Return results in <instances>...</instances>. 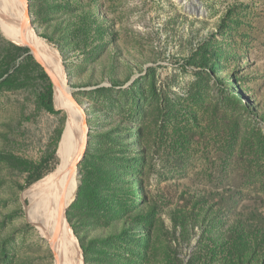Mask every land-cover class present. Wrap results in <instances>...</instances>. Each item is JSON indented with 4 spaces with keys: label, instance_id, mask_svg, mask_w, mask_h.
<instances>
[{
    "label": "rangeland",
    "instance_id": "374dc122",
    "mask_svg": "<svg viewBox=\"0 0 264 264\" xmlns=\"http://www.w3.org/2000/svg\"><path fill=\"white\" fill-rule=\"evenodd\" d=\"M26 1L85 123L82 264H264V0ZM18 5L0 0V264H55L31 202L69 115L2 29Z\"/></svg>",
    "mask_w": 264,
    "mask_h": 264
},
{
    "label": "bare ground",
    "instance_id": "6f19581e",
    "mask_svg": "<svg viewBox=\"0 0 264 264\" xmlns=\"http://www.w3.org/2000/svg\"><path fill=\"white\" fill-rule=\"evenodd\" d=\"M10 1L14 5H18L20 0ZM22 2L24 5V0ZM11 9L13 11L15 9L18 20L14 24L1 19L2 29L13 32L11 36L6 35V37L15 42H17L15 38H17L21 43L32 48L56 75L58 85L54 86L55 105L65 110L69 115L61 138L60 164L47 179L42 181L38 194L31 202L36 211L35 224L40 236L54 253L55 264H82L78 243L63 212L72 200L77 188V170L74 168V164L81 159L79 146L82 135L85 134L83 120L79 110L68 98L70 89L66 83L62 64L56 50L40 38L30 25L21 30L19 21L22 20L24 14L23 6L18 5V7H11ZM12 24L17 25L16 29Z\"/></svg>",
    "mask_w": 264,
    "mask_h": 264
},
{
    "label": "water",
    "instance_id": "95a60500",
    "mask_svg": "<svg viewBox=\"0 0 264 264\" xmlns=\"http://www.w3.org/2000/svg\"><path fill=\"white\" fill-rule=\"evenodd\" d=\"M29 10H28V3L26 0H24V14L22 16V21L20 23V28L21 30L24 29L27 25H30L29 22ZM30 48V47H29ZM31 52L33 53L35 60L42 66L43 70L45 73L49 76L51 82L53 83L54 86L58 85V79L56 75L45 65V63L42 61L40 56L32 49L30 48ZM68 98L71 100L72 103H75L74 98L69 94ZM241 102V101H240ZM241 104L245 105L244 103L241 102ZM246 106V105H245ZM85 126L84 120H83V127ZM85 147H86V136L85 134L82 135V140L81 144L79 146V152H81V159L83 158L84 152H85ZM80 159V160H81ZM80 162V161H79ZM79 162L74 164V168L77 170ZM64 215H65V210H64Z\"/></svg>",
    "mask_w": 264,
    "mask_h": 264
},
{
    "label": "trees",
    "instance_id": "16d2710c",
    "mask_svg": "<svg viewBox=\"0 0 264 264\" xmlns=\"http://www.w3.org/2000/svg\"><path fill=\"white\" fill-rule=\"evenodd\" d=\"M44 38L48 39L46 36H44ZM52 41V40H50ZM43 101L47 107L48 110L52 111L53 110V104H52V88L51 86L48 87V91L47 93L43 96ZM42 176L39 175L37 177H35L33 180H31V182L37 181L38 179H40ZM30 182V183H31ZM81 248L85 251L86 248L84 246V244L81 242Z\"/></svg>",
    "mask_w": 264,
    "mask_h": 264
}]
</instances>
